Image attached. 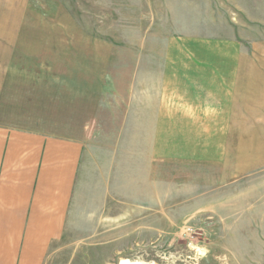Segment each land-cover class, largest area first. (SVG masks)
Returning a JSON list of instances; mask_svg holds the SVG:
<instances>
[{
    "label": "rangeland",
    "instance_id": "obj_1",
    "mask_svg": "<svg viewBox=\"0 0 264 264\" xmlns=\"http://www.w3.org/2000/svg\"><path fill=\"white\" fill-rule=\"evenodd\" d=\"M10 34L29 40L0 50V79L37 58L88 96L63 92L50 108L16 98L54 113L0 118L93 122L77 205L44 264H264V131L217 130L197 114L207 64L264 41V0H0V46ZM166 82L174 113L143 115L164 110Z\"/></svg>",
    "mask_w": 264,
    "mask_h": 264
},
{
    "label": "crops",
    "instance_id": "obj_2",
    "mask_svg": "<svg viewBox=\"0 0 264 264\" xmlns=\"http://www.w3.org/2000/svg\"><path fill=\"white\" fill-rule=\"evenodd\" d=\"M18 37L10 34L0 50H24L23 43L28 44L29 39ZM13 60L7 59L4 66L14 67ZM42 61L33 58L29 66L38 69L30 67L29 72L17 71L14 76L5 70L0 98L6 101L5 106L0 103V116L54 113L41 110L42 106H58L63 92L87 98V92L83 96L63 87L62 83L72 80L68 73L63 75L62 69L58 70L61 64H57L55 74L49 67L56 68V64ZM21 66L29 68L23 63ZM207 67L199 76L197 114L214 115L213 123L220 125L214 128L217 130L264 131V41L253 43L245 54L214 59ZM19 74L22 80H13ZM17 81L29 87L14 90L12 83ZM164 89L165 95L160 97L165 100L164 110H145L143 115L174 113L173 86L166 82ZM16 98L44 103L15 104L12 99ZM181 106L180 113L190 109L187 103ZM92 125V119L67 128L14 124L0 118V264H44L50 245L63 237L77 205L79 171L86 159L93 157L88 149Z\"/></svg>",
    "mask_w": 264,
    "mask_h": 264
},
{
    "label": "bare ground",
    "instance_id": "obj_3",
    "mask_svg": "<svg viewBox=\"0 0 264 264\" xmlns=\"http://www.w3.org/2000/svg\"><path fill=\"white\" fill-rule=\"evenodd\" d=\"M120 264H138V263L133 262V261L131 262L130 260L129 261L128 260H122Z\"/></svg>",
    "mask_w": 264,
    "mask_h": 264
}]
</instances>
